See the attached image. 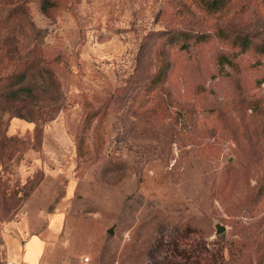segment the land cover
I'll return each instance as SVG.
<instances>
[{
  "label": "rangeland",
  "instance_id": "374dc122",
  "mask_svg": "<svg viewBox=\"0 0 264 264\" xmlns=\"http://www.w3.org/2000/svg\"><path fill=\"white\" fill-rule=\"evenodd\" d=\"M207 1L0 0V259L264 264V0Z\"/></svg>",
  "mask_w": 264,
  "mask_h": 264
},
{
  "label": "trees",
  "instance_id": "16d2710c",
  "mask_svg": "<svg viewBox=\"0 0 264 264\" xmlns=\"http://www.w3.org/2000/svg\"><path fill=\"white\" fill-rule=\"evenodd\" d=\"M216 2H217V0H209V1H207V3L209 5H215ZM238 37L241 39L242 43L248 42L249 38H248V36L246 34H242L241 36H238ZM225 59L227 60V58H225ZM263 187H264V182H263V185L261 186V188H263ZM180 253H182V255H185V256H191V255L197 256L198 255V253H192L191 254V253L187 252V250H185L184 248L180 249ZM203 258L204 257L201 256V259H203ZM195 259H197V258H195Z\"/></svg>",
  "mask_w": 264,
  "mask_h": 264
},
{
  "label": "built area",
  "instance_id": "2783aa9c",
  "mask_svg": "<svg viewBox=\"0 0 264 264\" xmlns=\"http://www.w3.org/2000/svg\"><path fill=\"white\" fill-rule=\"evenodd\" d=\"M87 257L84 256L83 260H86ZM0 264H17L16 260H13L11 258L8 257H3L0 259Z\"/></svg>",
  "mask_w": 264,
  "mask_h": 264
},
{
  "label": "water",
  "instance_id": "95a60500",
  "mask_svg": "<svg viewBox=\"0 0 264 264\" xmlns=\"http://www.w3.org/2000/svg\"><path fill=\"white\" fill-rule=\"evenodd\" d=\"M223 229H224V226L222 224L218 222L214 223V232L218 233ZM107 231L112 232V228L111 227L107 228Z\"/></svg>",
  "mask_w": 264,
  "mask_h": 264
},
{
  "label": "crops",
  "instance_id": "0c3cea01",
  "mask_svg": "<svg viewBox=\"0 0 264 264\" xmlns=\"http://www.w3.org/2000/svg\"><path fill=\"white\" fill-rule=\"evenodd\" d=\"M36 237H37L36 235H33V236H32V238H36ZM32 238H31V239H32ZM31 239H30V240H31ZM30 240L28 241V243L30 242ZM28 243H27L26 245H28ZM35 243L38 244V240H35ZM40 246H41V244H40Z\"/></svg>",
  "mask_w": 264,
  "mask_h": 264
}]
</instances>
